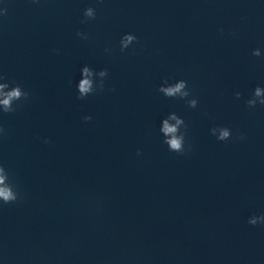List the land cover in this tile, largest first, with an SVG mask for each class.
<instances>
[{
  "label": "clouds",
  "instance_id": "9594fccd",
  "mask_svg": "<svg viewBox=\"0 0 264 264\" xmlns=\"http://www.w3.org/2000/svg\"><path fill=\"white\" fill-rule=\"evenodd\" d=\"M33 3H38V0H33ZM7 14V9H0V16ZM84 21L94 20L96 18V10L92 7H88L84 10ZM223 32V29H221ZM77 35L81 39H87V35L82 32H77ZM137 41V37L133 34H125L120 40V51L124 52L129 48L134 42ZM107 51V50H106ZM253 56H261V51L259 49H254L252 52ZM82 78L77 84L78 97L77 99H84L89 94H94L97 90H102L104 83L103 78L108 75L107 69L99 71L98 75L102 78L99 81L98 85L94 86L92 80L93 70L85 66L81 72ZM6 78L3 75H0V81H4ZM158 91L164 96L169 98H180L182 100L188 98L191 95L190 90L188 89L187 81L179 80L174 83H169L165 79ZM235 96L237 99L240 98L241 93L236 92ZM29 98V93L24 91L20 85L10 86L7 82H0V111L4 113H10L15 111L13 107L14 102L27 100ZM187 104L191 108H196L198 101L197 99H187ZM264 105V87L257 86L253 93L252 97L246 101V104L249 108H254L257 104ZM85 121H90L91 116L83 117ZM174 121V123H172ZM184 128L187 130V125L185 121L175 113H171L167 119H164L162 122L161 131L164 134V143L168 146L169 151L183 154L185 152V133L181 132L180 129ZM212 135L216 136L219 141H226L231 137V131L227 127H213L210 129ZM5 129L0 126V136L5 135ZM48 143V140L44 141ZM137 155H140L139 151ZM20 197L19 192L16 190L14 184L11 182L8 171L0 165V202L3 204L15 203ZM248 224L252 226L264 225V214L261 215H252L248 219Z\"/></svg>",
  "mask_w": 264,
  "mask_h": 264
}]
</instances>
